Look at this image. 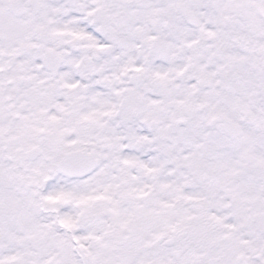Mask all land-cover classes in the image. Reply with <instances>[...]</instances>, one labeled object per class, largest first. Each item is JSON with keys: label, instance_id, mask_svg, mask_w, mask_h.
Here are the masks:
<instances>
[{"label": "snow or ice", "instance_id": "obj_1", "mask_svg": "<svg viewBox=\"0 0 264 264\" xmlns=\"http://www.w3.org/2000/svg\"><path fill=\"white\" fill-rule=\"evenodd\" d=\"M0 264H264V0H0Z\"/></svg>", "mask_w": 264, "mask_h": 264}]
</instances>
